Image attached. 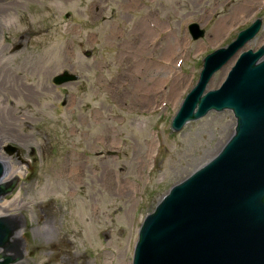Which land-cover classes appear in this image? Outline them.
I'll return each instance as SVG.
<instances>
[{"label": "rangeland", "instance_id": "374dc122", "mask_svg": "<svg viewBox=\"0 0 264 264\" xmlns=\"http://www.w3.org/2000/svg\"><path fill=\"white\" fill-rule=\"evenodd\" d=\"M216 2L198 3L210 22L192 40L183 29V13L194 10L186 0H0V66L25 88L0 95L23 140L0 127V161L9 156L1 146L17 143L28 159L33 149L34 164L29 173L20 162L5 171L3 181L20 179L0 216L22 212L41 246L11 264H131L145 214L221 149L234 131L230 110L170 128L203 56L235 36L240 13L262 19L243 49L264 44V0H234L217 20L207 12ZM148 25L149 48L138 52L136 34ZM233 63L207 87H218ZM65 67L76 79L54 83ZM159 67L158 90L143 100Z\"/></svg>", "mask_w": 264, "mask_h": 264}, {"label": "water", "instance_id": "95a60500", "mask_svg": "<svg viewBox=\"0 0 264 264\" xmlns=\"http://www.w3.org/2000/svg\"><path fill=\"white\" fill-rule=\"evenodd\" d=\"M259 27L257 18L226 46L204 56L171 129L178 131L211 110L225 109L235 118L234 131L210 160L172 185L144 216L131 264H264V46L242 49ZM190 33L193 39L203 36L196 24ZM235 56L221 84L209 89L213 74ZM75 79L63 72L53 82ZM2 148L9 156L2 161L5 167L0 161V203L20 179L15 173L9 182H1L5 171L19 162L11 154L20 159L17 147ZM22 156L29 173L33 155L31 161ZM0 247V264L21 260L41 247L22 212L0 216Z\"/></svg>", "mask_w": 264, "mask_h": 264}, {"label": "bare ground", "instance_id": "6f19581e", "mask_svg": "<svg viewBox=\"0 0 264 264\" xmlns=\"http://www.w3.org/2000/svg\"><path fill=\"white\" fill-rule=\"evenodd\" d=\"M4 10L5 9L0 6V11H4ZM219 22H220V20L218 21L216 28L213 30L212 34H214L216 31H218V29L220 27ZM146 27L145 26H143L142 28L139 27V31L136 34L137 45H135V49L138 48V52L149 48L147 46V43H148L149 38H150L149 35L151 33L150 32L151 30L149 29V27H151V25H148ZM175 47L176 46H173L171 43H168L167 47L165 48V51L166 52L169 51V53L171 54L173 52V50L175 49ZM1 65H4V64H1ZM223 67H224L223 70L227 69L226 66H223ZM156 70H157V76L153 75V77H154L153 82L155 85L153 84V86L151 85V87L148 86V87H146V89L141 91L143 100H147L151 94H153L155 91L157 92V90H158L157 87L155 88L154 86H156V84L158 83L159 78H160L163 70H162V67H159ZM225 71H223L221 73V77H222V75H224ZM142 74H145V71H143ZM130 75L132 76V78L133 77L138 78V76L134 74V71L132 73H130ZM145 77H148V73H146L144 75V78ZM23 90H25V88L22 84H19V82L17 81V78L14 75H11L10 73H8L6 68H3V66H0V95H2L4 93H8L10 95H16V97H17V96H20L22 94ZM6 110L7 109H5L4 106H0V127L7 129L8 132L9 131L11 132V131H13L14 124H15V121L17 118L13 116V114L11 113V111L9 109H8V113L6 112ZM66 175H67L66 177L68 178L70 176V172H67Z\"/></svg>", "mask_w": 264, "mask_h": 264}, {"label": "flooded vegetation", "instance_id": "af4514ba", "mask_svg": "<svg viewBox=\"0 0 264 264\" xmlns=\"http://www.w3.org/2000/svg\"><path fill=\"white\" fill-rule=\"evenodd\" d=\"M186 1H188L189 2V4H191V6L193 7V9L194 10H192V11H185L183 14H184V16H182L183 17V19H186V18H189L191 21V23L192 22H196V23H198L199 24V26L200 27H202L203 29H204V33H205V29H207L206 28V23H205V19L207 18V17H204L205 16V12H204V10L203 11H201L200 10V7L198 6V3L199 2H202V0H186ZM215 2H216V0H214ZM242 1H246V0H242ZM234 3V0H220V2H219V4L216 2L215 4H213L212 5V9L210 10V11H207L208 12V14H210V17L209 18H211V17H215L216 18V16H219L220 14H221V12H223L221 9H223V7H228L226 10H228L229 9V7L232 5ZM235 5V4H234ZM201 11V12H200ZM245 13L244 14H242V13H240V16L241 15H244V19H248V24L250 23V20H251V18H250V16H251V9H248V10H245L244 11ZM224 14V13H223ZM245 14H246V16H248V17H246L245 16ZM224 15H226V14H224ZM204 21V22H203ZM246 24V23H245ZM244 24V26H246ZM209 35H211V34H209ZM64 70H67V71H70V72H72V70L70 69V68H63V70L62 71H64ZM52 79H53V77H52ZM67 83H71V82H67ZM67 83H63V84H67ZM64 102H62V104H63ZM26 126L28 127V125L26 124ZM16 128V127H15ZM10 136H13L14 138H16V141H18V142H22L23 143V140H21L22 139V135L19 133V131L17 130V129H14L13 128V131H12V133H10ZM6 144V143H5ZM13 144H15V143H13ZM17 145V147L20 149V152H21V154H23L24 155V153L21 151L22 149H21V147L19 146V144H15V146ZM1 152V151H0ZM29 153H30V156L29 157H31L32 156V154H33V149H31L30 151H29ZM28 153V154H29ZM3 154V153H2ZM4 155V154H3ZM5 156V155H4ZM30 161H31V159H30Z\"/></svg>", "mask_w": 264, "mask_h": 264}]
</instances>
